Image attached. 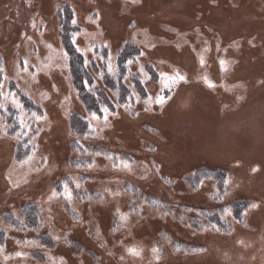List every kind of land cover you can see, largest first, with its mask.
<instances>
[{"label":"rangeland","instance_id":"obj_1","mask_svg":"<svg viewBox=\"0 0 264 264\" xmlns=\"http://www.w3.org/2000/svg\"><path fill=\"white\" fill-rule=\"evenodd\" d=\"M0 264H264V0H0Z\"/></svg>","mask_w":264,"mask_h":264},{"label":"trees","instance_id":"obj_2","mask_svg":"<svg viewBox=\"0 0 264 264\" xmlns=\"http://www.w3.org/2000/svg\"><path fill=\"white\" fill-rule=\"evenodd\" d=\"M67 9L59 13V25L60 29V38L69 57L70 73L72 75V81L74 87L78 91V97L81 103L84 105L85 109L89 112H99V103L104 101L106 98V93L104 89H97L95 92H88L86 90V84H91L92 80L89 78L90 73L84 65V60L82 55L74 48L72 43L69 40H66L65 34H67V26L71 28L70 17L67 22H64V18L67 14ZM105 88H110L111 83L109 78L105 77L103 79ZM104 95V96H103ZM12 121L10 118H7V124L10 125ZM12 125V124H11ZM82 125V126H81ZM70 126L73 134L82 135L85 134L87 129V124L83 122L80 115H73L71 117ZM12 130V126L9 131Z\"/></svg>","mask_w":264,"mask_h":264},{"label":"snow or ice","instance_id":"obj_3","mask_svg":"<svg viewBox=\"0 0 264 264\" xmlns=\"http://www.w3.org/2000/svg\"><path fill=\"white\" fill-rule=\"evenodd\" d=\"M180 79H183V77H180ZM158 102H160V100H158ZM252 207H256V205H252ZM130 251L134 252V250H130Z\"/></svg>","mask_w":264,"mask_h":264}]
</instances>
